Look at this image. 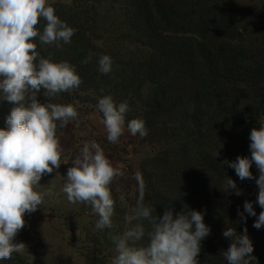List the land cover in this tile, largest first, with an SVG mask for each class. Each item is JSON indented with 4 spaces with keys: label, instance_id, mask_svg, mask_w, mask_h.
Segmentation results:
<instances>
[{
    "label": "trees",
    "instance_id": "trees-1",
    "mask_svg": "<svg viewBox=\"0 0 264 264\" xmlns=\"http://www.w3.org/2000/svg\"><path fill=\"white\" fill-rule=\"evenodd\" d=\"M50 5L77 31L66 48H45L36 38L37 52L53 62H69L83 81L51 102L87 105L98 111L103 96H112L117 104L127 101L126 124L135 118L145 121L148 135L137 138L152 151L135 171L125 173L129 196L123 201L113 183L109 185L114 230L105 228L90 241L92 256L84 255L88 262L101 264L102 258L110 262L115 255L113 236L137 223L129 224L125 218L133 214L139 194L135 179L139 171L145 184L144 202L155 208L158 217L166 209L174 216L206 210L204 222L211 233L201 242L199 264H227L220 255L230 244L222 235L227 227L237 233L247 227L256 257L253 264H264V226L253 227L264 211L257 203L255 163L250 168L254 178L244 181L222 163L237 156L251 157L250 132L264 118V43L246 42L231 16V6L223 0H56ZM45 24L41 18L36 27L42 32ZM108 37L113 47L105 51ZM89 53L91 59L83 63ZM101 55L113 60L110 74L98 70ZM37 96L42 103L49 102L43 89ZM11 108L0 93V128L7 127ZM57 125L59 138L65 127ZM93 140L117 156L107 137ZM226 176L236 182L240 195L233 189L224 191ZM245 201L252 202L256 216L244 211ZM143 223L145 236L137 246L149 242L150 226ZM0 264L29 263L13 253Z\"/></svg>",
    "mask_w": 264,
    "mask_h": 264
},
{
    "label": "clouds",
    "instance_id": "clouds-1",
    "mask_svg": "<svg viewBox=\"0 0 264 264\" xmlns=\"http://www.w3.org/2000/svg\"><path fill=\"white\" fill-rule=\"evenodd\" d=\"M41 18L46 21L42 32L36 27ZM76 31L56 15L48 0H0V93L12 105L6 118L7 127L0 128V260L11 259L13 253L24 251L23 242H14L25 227L24 216L41 208L48 194L35 189L43 175L61 165L63 147L56 134L57 122L64 128L78 118L73 105L51 102L60 93L82 84L75 66L41 57L34 41L38 38L40 44L59 47L60 42L70 44ZM91 57L89 53L83 63H88ZM112 65L109 55L98 58V70L102 74H110ZM42 89L49 100L47 103L38 99ZM97 109L102 113L101 123L109 143H119L125 132L140 138L148 135L144 120L135 118L126 124L127 101L117 104L112 96H103ZM259 125L250 132L251 157L237 156L234 161L225 159L222 163L234 169L241 181L254 178L250 168L255 163L259 170L257 203L264 209V119ZM71 163L61 191L69 202L91 206L92 214L98 217L97 229H111L114 200L109 185L123 176L122 169L114 166L95 140L85 142ZM135 179L139 194L133 214L125 219L129 224L133 220L137 223L121 235L113 236L115 255L110 264H199L201 242L211 233L204 222L206 210H187L174 216L171 209H166L158 217L154 214L155 208L144 202L145 184L139 171ZM229 189L235 190L236 195L241 194L236 182L226 176L224 191ZM243 207L249 215L256 216L252 202L245 201ZM238 215L246 219L239 210ZM144 221L150 226L149 242L146 246H137L145 236ZM262 226L264 211L253 224L256 229ZM222 235L230 241L229 247L220 253L227 264L256 262L247 227L242 233L227 227Z\"/></svg>",
    "mask_w": 264,
    "mask_h": 264
},
{
    "label": "rangeland",
    "instance_id": "rangeland-1",
    "mask_svg": "<svg viewBox=\"0 0 264 264\" xmlns=\"http://www.w3.org/2000/svg\"><path fill=\"white\" fill-rule=\"evenodd\" d=\"M231 6V16L235 17L242 37L248 43L261 45L264 43V0H223ZM56 0H48L49 4ZM68 3V0H61ZM241 11L237 17L235 12ZM238 18V19H237ZM104 45L105 51L112 49L109 37ZM70 44L60 42L59 47L44 44L45 48H66ZM118 50V49H114ZM78 118L69 123L59 136L61 145L67 149L62 152L61 165L52 173L45 174L40 180L36 191L48 193L44 197L41 208L31 215L25 214V227L17 234L14 242H23L26 246L21 255L29 264H90L85 254L92 256L93 249L90 241L101 233L96 228L98 217L92 214L91 206L83 203H71L66 194L61 191L65 184L64 177L67 169L72 165L71 161L79 154L83 144L92 141L95 137H107V133L101 123V116L96 109L87 105L77 104ZM88 113L87 117L85 114ZM264 119V118H263ZM101 123V124H100ZM117 156L107 149L105 154L123 171V176L115 179L113 187L119 199L123 201L129 196L124 185L127 172L135 171L145 158L152 156L150 148L139 144L138 138L127 132L113 144ZM105 149V148H103ZM65 160L68 163H63ZM66 172V173H65ZM256 179L259 170L254 165ZM257 190L259 192L258 186ZM114 217V215H113ZM112 217V219H114ZM115 225V222L113 221ZM114 230V227L112 226ZM101 264H110L108 259H99Z\"/></svg>",
    "mask_w": 264,
    "mask_h": 264
},
{
    "label": "crops",
    "instance_id": "crops-1",
    "mask_svg": "<svg viewBox=\"0 0 264 264\" xmlns=\"http://www.w3.org/2000/svg\"><path fill=\"white\" fill-rule=\"evenodd\" d=\"M100 124H101V123H100ZM66 149H67V146H66V148H64V150H63V151H65ZM104 150H105V151H107V149H104ZM71 166H72V165H71ZM71 166H70V167H71ZM65 173H66V172H65Z\"/></svg>",
    "mask_w": 264,
    "mask_h": 264
}]
</instances>
